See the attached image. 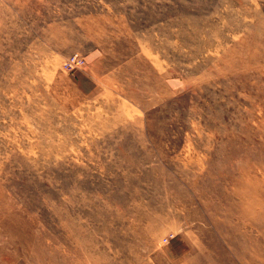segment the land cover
I'll return each instance as SVG.
<instances>
[{
    "label": "rangeland",
    "instance_id": "obj_1",
    "mask_svg": "<svg viewBox=\"0 0 264 264\" xmlns=\"http://www.w3.org/2000/svg\"><path fill=\"white\" fill-rule=\"evenodd\" d=\"M0 264H264V0H0Z\"/></svg>",
    "mask_w": 264,
    "mask_h": 264
},
{
    "label": "built area",
    "instance_id": "obj_2",
    "mask_svg": "<svg viewBox=\"0 0 264 264\" xmlns=\"http://www.w3.org/2000/svg\"><path fill=\"white\" fill-rule=\"evenodd\" d=\"M84 64V57L78 53L69 55L63 62L66 69L74 70L76 67H81Z\"/></svg>",
    "mask_w": 264,
    "mask_h": 264
}]
</instances>
